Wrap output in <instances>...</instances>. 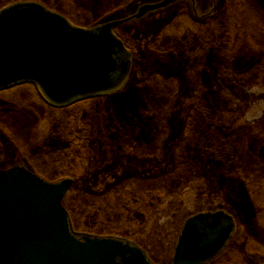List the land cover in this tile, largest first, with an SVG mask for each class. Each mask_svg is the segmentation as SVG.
<instances>
[{
  "label": "trees",
  "instance_id": "16d2710c",
  "mask_svg": "<svg viewBox=\"0 0 264 264\" xmlns=\"http://www.w3.org/2000/svg\"><path fill=\"white\" fill-rule=\"evenodd\" d=\"M69 1H74L81 13L91 12L90 5L83 8V5L75 0ZM130 1L120 0L110 7L95 8H100V12L114 11L126 6ZM167 29L168 32H165ZM167 29L151 45L155 47L156 54L165 58L170 55L178 63H185L190 78L197 75L192 93L193 106L169 165L164 164L165 168L158 173L146 172L144 175L130 176L136 179L137 184H146L145 189L141 191L133 186L135 182L131 179L122 188H118L115 182L108 184L106 191L101 195L78 188L74 192L86 197L87 206L84 209L92 216V233L132 239L128 232L134 229L133 224L137 220L145 218L139 217L145 210L144 203L154 208L155 202L167 200L174 191L180 190L179 186L188 184L198 192V185L203 183L202 191H199L201 196L225 203L234 217H238L243 209V213L246 209L250 216L255 217L251 226H247L249 231L245 234L250 239L253 230L264 231V136H260L264 133V122H256L244 128L245 136L236 139L230 135L235 131L226 133L222 128L224 109L221 116L209 114V110L212 106L219 107L221 103H214V83L224 94H228L236 88L264 82V75L259 74L264 69V9L258 7L256 0H226L223 10L213 19L198 22L183 11ZM254 34L258 36L257 41L253 37ZM126 46L129 48V45ZM255 47L262 50L261 54L257 55L263 56V61L255 66L256 63L251 60L250 64L244 66L248 54L256 57L251 53ZM239 54L244 58H239ZM237 58L239 60H236ZM200 70L203 74H196ZM211 71L214 74H211ZM198 75H202V78H197ZM226 81H230L233 88ZM136 84L140 87L135 91L138 95L133 98V102L137 101L135 108H130L124 113L122 109L127 104L126 97L131 95L134 86L117 94L94 95L61 107L54 108L45 102L47 109L59 112L56 133L52 136L61 141L65 139V147L69 148L72 156L65 157L64 160L63 157L47 156L43 162L27 160L29 169L49 180L70 177L77 183L82 178L105 172L107 166L126 158L128 154L133 155L134 159L143 165L144 161H155L159 164L167 162L164 147L172 122H168L167 114H162V110L168 100L170 111H175L178 76L172 70L162 72L153 68ZM33 86L31 83H22L1 90L0 94L26 87L33 90ZM206 91L209 93L204 94ZM108 99L121 101L117 118L122 121V129L114 123L115 131L120 130L118 139L117 134H112L107 137L109 140H100V146L97 147L91 139L93 131L98 129L101 133L111 130L108 125L100 124L101 119L107 118V111H110L105 110L102 105L108 102ZM84 110L90 113L82 116ZM156 120L160 121L157 125ZM138 124L155 127L151 134L149 132V135L146 134L144 139L139 140L133 135L134 132H139ZM153 140L155 149L151 153L148 148L149 142ZM15 143L18 145L17 140ZM36 150L48 152L45 147ZM57 152L55 151L56 154ZM41 165L47 170L44 171L46 173L50 172L48 170L52 166H59L53 169V172L63 175L50 177L40 170ZM220 172L223 173L222 178L217 176ZM116 188L118 192L109 197L107 193ZM102 196V200L94 198ZM115 199L117 201L112 205V200ZM110 214L114 219L109 217ZM117 218L124 220L123 225L115 221ZM98 224L99 226H95ZM246 245L247 241L244 242V246Z\"/></svg>",
  "mask_w": 264,
  "mask_h": 264
},
{
  "label": "rangeland",
  "instance_id": "374dc122",
  "mask_svg": "<svg viewBox=\"0 0 264 264\" xmlns=\"http://www.w3.org/2000/svg\"><path fill=\"white\" fill-rule=\"evenodd\" d=\"M17 1L36 0H0V9L9 2L12 3ZM75 1L83 5V8H87L90 5L89 8L91 12L85 14L81 13L78 9V5L74 1L70 2L69 0H38L37 2L43 4L48 9L50 8L54 12L62 14L66 18H69L75 25L83 28H92L115 20H125V22L114 28V32L126 43V45H129V49L132 53V64L130 74L124 85L119 87L114 93H111L112 95L117 94L123 92L128 87L134 86L131 95L126 97L127 99L125 102H127V104L122 109L123 113L130 108H135V102L137 101L133 102V98L138 95L135 91L142 85V83H139L140 86H137L136 82L145 77L150 69L158 68L162 72L172 70L177 74L179 79L177 87V106L175 111H170L171 107H169L168 100L165 104V109L162 110V114H167L168 122H172L170 134H168V140L165 141L166 145L164 147V152L167 154V162L159 164L155 161L146 162L142 160L144 161L143 165L140 161H136L133 155L129 156L127 153L128 155H126V158H121L110 166H107L105 172H101L96 176L91 175L90 178H82L77 183H75L76 181L73 179L74 185L63 202L64 207L69 213L73 228L76 231L84 233L105 235L91 232L93 229L91 227L93 222L92 216L85 212L87 206V202H85L86 197L77 195V193L74 192L75 189L89 190L92 193L101 195L106 191V186L108 184L115 182L118 188H122L127 184V181L132 179L133 182H135L133 186L141 191V189H145L146 184H137L136 179L130 178V176H138V174L144 175L146 172L149 174L158 173L165 168L164 164H166V166L169 165L173 153L176 152V144L181 137V132L187 123V118L193 106L192 93L196 86L194 82L197 75L190 78L185 63H178L170 55L165 58L156 54L154 50L155 47L151 45L158 40L163 31L167 29V26L174 22L183 11L193 20L204 22L213 19L220 13L226 5V0H175L165 7L146 13L141 18L133 17L137 13L139 7L146 4L161 3L165 0H131L126 6L108 12H100V8L95 7H110L114 2L119 3L120 0ZM256 3L259 8L264 9V0H256ZM75 5L77 7H75ZM257 31L259 30L257 29ZM165 32H168V29ZM253 37L255 41H257L258 36L254 34ZM241 44L243 45V43ZM261 51V49H256V47L255 50L252 48L251 53L255 54L256 57L248 54L244 66L250 64L251 60L256 63L255 66L260 61H263L264 55H257L261 54ZM239 55H241L239 58H244L242 54ZM236 60L239 59L237 58ZM233 67H235V65ZM196 74H203V71L200 70ZM211 74H214V72L211 71ZM259 74L264 75V69L259 72ZM221 75H223V73ZM197 78L201 79L202 75H198ZM226 82L233 88L230 81ZM214 92H212L216 98L214 103H218V101L221 103L219 107L212 106L211 110H209V114L221 116L222 110L224 109V117L222 116L224 126L222 125V128L226 133L235 131L230 135L237 139L245 136V133H243L244 128L256 122L257 124L264 122V82L246 87H239L229 91L228 94H224L222 89L214 83ZM208 93L207 91L204 92V94ZM210 96L211 94H209V97ZM111 100L112 99H108V102L102 104L105 110L110 111H107V118L101 119L100 123L102 126L104 124L108 125L111 130H104L100 133L98 129H96L93 131L91 137L97 147L100 146V140H103V138L109 140L110 138L107 137L112 136V134H117L116 138L118 139L120 130L115 131L113 128L114 123L117 124L119 129H122V121L117 118V109H119L121 101ZM47 106L48 105L45 104L43 100L41 91L36 86H33V90L31 87H26L0 94V169L13 166H23L29 169L28 161L31 162L35 160L36 162H43L47 156L63 157L64 160L65 157L72 156L69 152V148L67 149V147H65V139L61 141L57 137L52 136L56 133L59 112L53 109H47ZM82 112V116H86L90 113H87L86 110ZM105 112L106 111H104V113ZM157 122L159 123L160 121L156 120L155 125H157ZM155 125H139L140 133L138 131L134 132V137L139 140L144 139L146 134L149 135V132L151 134ZM260 136L263 137L264 133L260 134ZM15 140H17L18 145H16ZM149 143L150 148L145 146L153 153L155 141L153 140ZM40 147L47 148L48 152L42 153L40 150H36ZM55 151H58L57 154ZM65 153L67 155H65ZM52 167L49 168L48 171L50 172L47 173L44 172L47 170L42 165L40 166V170L50 177L63 175L59 172H53V169H57L59 166ZM222 174L223 173L220 172L217 176H221L222 178ZM59 178L62 179V177ZM118 188L107 193V195L111 197L114 192H118ZM179 188L180 190L174 191L167 200H163L161 203L155 202L153 205L154 208L144 203L145 210L139 217L145 218L139 221L137 220L133 224L134 229L129 230L128 233L132 239L124 237L140 246L154 264H170L178 234L184 221L188 217L198 212L209 210L222 209L229 212V208L225 203L221 201H212V199L206 196H201L199 191H202L203 183L198 185V192L191 189L188 184L181 185ZM87 197L90 198L91 196ZM94 198L102 200L104 196ZM116 201L117 199L112 200V205H114ZM243 210L240 211L239 214L241 216L239 215V218L235 217L236 235L234 240L230 242L225 252L210 264H264V231L259 232L251 230L252 237L248 239L247 236H245L247 231H249L247 226H251L255 217L250 216L246 212V209L243 213ZM109 217L114 219L112 214H110ZM115 221L122 225L124 222V220L120 218H117ZM95 226H99V224ZM246 241L248 245L244 246V242Z\"/></svg>",
  "mask_w": 264,
  "mask_h": 264
},
{
  "label": "water",
  "instance_id": "95a60500",
  "mask_svg": "<svg viewBox=\"0 0 264 264\" xmlns=\"http://www.w3.org/2000/svg\"><path fill=\"white\" fill-rule=\"evenodd\" d=\"M175 0L139 7L134 18ZM115 20L94 28L71 24L38 2L0 11V90L37 85L54 104L65 105L120 86L131 53L113 29ZM73 180L50 182L22 166L0 169V264H154L137 244L117 236L76 231L62 201ZM235 232L223 210L186 219L171 264H205Z\"/></svg>",
  "mask_w": 264,
  "mask_h": 264
},
{
  "label": "flooded vegetation",
  "instance_id": "af4514ba",
  "mask_svg": "<svg viewBox=\"0 0 264 264\" xmlns=\"http://www.w3.org/2000/svg\"><path fill=\"white\" fill-rule=\"evenodd\" d=\"M106 94H108V93H99V94H97V95H106ZM70 179H72V178H70ZM73 184H74V182H73ZM235 235H236V233H235ZM235 235H233V237L231 238V240H234V238H235ZM231 240H229V242L227 243V245H226V247L217 255V256H215L213 259H211L210 261H208L207 263H205V264H210V263H212L213 261H215L220 255H222L224 252H225V250L229 247V244H230V242H232Z\"/></svg>",
  "mask_w": 264,
  "mask_h": 264
}]
</instances>
